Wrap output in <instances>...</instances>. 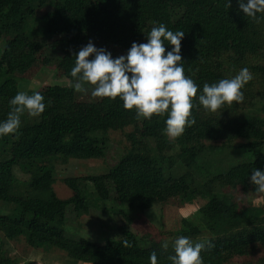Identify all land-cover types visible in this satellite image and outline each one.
Masks as SVG:
<instances>
[{"label":"trees","instance_id":"obj_1","mask_svg":"<svg viewBox=\"0 0 264 264\" xmlns=\"http://www.w3.org/2000/svg\"><path fill=\"white\" fill-rule=\"evenodd\" d=\"M226 3L0 0V121L6 120L9 101L19 92L20 75L35 65L53 67L70 82L41 92L45 112L39 118L25 114L18 134L0 137V203L8 208L0 213V264L20 261L7 254L9 244L23 253L57 254L79 264H150L153 251L158 264H170L179 236L206 244L204 264H264V196L254 193L250 183L253 169L264 171V14H257V23L237 0H231L230 8ZM40 10L44 13L37 17ZM160 23L185 33V74L200 93L205 83L231 78L244 67L254 77L243 89L242 103L210 113L197 101L195 125L177 139L164 134L166 116L137 120L121 100L95 99L90 90L77 93L71 86L74 53L89 41L112 56L126 55L133 42L146 43L151 28ZM126 129L125 151L108 171L93 178H65L73 195L59 199L53 190V163L104 159L109 131ZM16 169L28 179H17ZM238 188L261 200L237 203L231 193ZM167 202L199 206L180 219L177 229L155 239L125 227L118 228L120 237L100 244L65 233V222H74L99 203L107 215L113 211L131 225L153 205ZM68 207L72 211L66 217ZM124 238L132 247L123 246ZM165 241L167 250L161 247Z\"/></svg>","mask_w":264,"mask_h":264},{"label":"clouds","instance_id":"obj_2","mask_svg":"<svg viewBox=\"0 0 264 264\" xmlns=\"http://www.w3.org/2000/svg\"><path fill=\"white\" fill-rule=\"evenodd\" d=\"M237 3L247 17L259 23L257 14H264V0H247V3L237 0ZM226 7H231V0H227ZM184 36L183 31H171L160 23L151 28L146 43L133 42L126 55L115 59L105 48H96L89 41L74 53L75 65L70 73L74 83L71 86L77 93L90 90L95 99L121 100L125 110L136 112L137 120L166 116L164 134L169 139H177L195 125L193 109L198 105L206 112L216 113L225 105L242 103L243 89L254 78L244 67L231 78L205 83L200 93L195 81L185 74L181 56ZM165 42L171 46V51H166ZM44 100L39 91L17 92L9 101L6 120L0 121V137L18 134L25 114L39 118L46 110ZM250 183L255 187L254 193L264 194V171L253 169ZM123 246L130 248L132 242L124 238ZM161 247L167 250L168 242H163ZM205 248V243H193L190 238L179 236L173 242L175 254L168 260L170 264H204L201 253ZM150 264H158L155 251L150 255Z\"/></svg>","mask_w":264,"mask_h":264},{"label":"rangeland","instance_id":"obj_3","mask_svg":"<svg viewBox=\"0 0 264 264\" xmlns=\"http://www.w3.org/2000/svg\"><path fill=\"white\" fill-rule=\"evenodd\" d=\"M43 13L44 11L40 10L37 13V17L42 16ZM3 44V40H0V54L3 49ZM96 48H104V46L96 44ZM121 55L122 53L117 52L116 55L112 57L115 59ZM60 76V73L53 67H40L35 65L31 70L20 75L22 84L19 86V91H25L31 94L33 91L43 92L51 90L56 85H70L68 79ZM82 98H85V96ZM261 115L264 116V113L261 112ZM129 130L130 129H126L123 132L109 131L108 137L110 140V150L104 159L54 162L53 168L55 182L53 184V190L56 196L59 199H67L73 195V192L63 183L65 178H93L106 173L108 168L111 167L124 153L127 146L124 134ZM240 160H244V157ZM15 175L20 181H26L28 179V177L22 174L18 169H16ZM231 194L237 203L243 205L251 202L258 203L261 200V198L255 199L251 197L248 193L241 191L240 188L232 191ZM155 205L145 211L144 214L138 215L131 225H125L120 218L113 213V211L110 212L111 215H107L106 211L102 210V204L99 203V208L89 210L88 214L82 215L74 222H65V233L66 236L71 238L76 239L78 237H82L91 242L100 244L107 238L120 237L121 233L118 228L125 227V229H128L139 236L148 235L155 239L159 238L162 232L177 229L180 224V219L193 214L199 206L185 205L183 207H179L175 202ZM106 206L108 208L113 207L110 204H106ZM118 208L119 207L116 206L114 207L115 210H118ZM7 209V205L0 203V213H4ZM121 209L126 210V207L121 206ZM71 211L72 209L68 207L66 217L69 213H71ZM6 250L8 255L13 254L14 251H22L21 249H18L17 246L12 244H9ZM20 253L21 252H18L17 254Z\"/></svg>","mask_w":264,"mask_h":264},{"label":"crops","instance_id":"obj_4","mask_svg":"<svg viewBox=\"0 0 264 264\" xmlns=\"http://www.w3.org/2000/svg\"><path fill=\"white\" fill-rule=\"evenodd\" d=\"M259 198H256V199H259ZM23 251L24 250L14 251L13 254H10L9 256L20 258V261L18 264H79V263H73L71 261L65 260L62 255L43 254L40 251L29 250V249L25 251L26 253H23ZM16 252L17 253L21 252V253L17 254Z\"/></svg>","mask_w":264,"mask_h":264}]
</instances>
